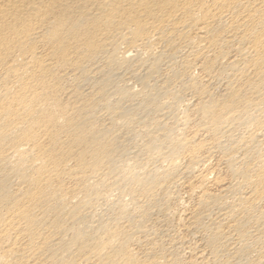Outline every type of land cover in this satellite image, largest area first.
I'll list each match as a JSON object with an SVG mask.
<instances>
[{
  "label": "bare ground",
  "instance_id": "bare-ground-1",
  "mask_svg": "<svg viewBox=\"0 0 264 264\" xmlns=\"http://www.w3.org/2000/svg\"><path fill=\"white\" fill-rule=\"evenodd\" d=\"M0 264H264V0H0Z\"/></svg>",
  "mask_w": 264,
  "mask_h": 264
},
{
  "label": "rangeland",
  "instance_id": "rangeland-1",
  "mask_svg": "<svg viewBox=\"0 0 264 264\" xmlns=\"http://www.w3.org/2000/svg\"><path fill=\"white\" fill-rule=\"evenodd\" d=\"M217 163L219 164V158H215V159L213 160V163H212V164H213V165L215 164L216 166H218ZM219 175H221L220 178L225 179V180H227L228 177H229L228 174H227V172H226L225 170H221V173H220ZM216 187H217V186H212L213 190H215Z\"/></svg>",
  "mask_w": 264,
  "mask_h": 264
}]
</instances>
